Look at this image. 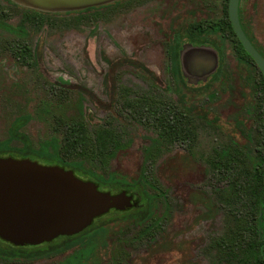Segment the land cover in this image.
Segmentation results:
<instances>
[{"label":"rangeland","instance_id":"obj_1","mask_svg":"<svg viewBox=\"0 0 264 264\" xmlns=\"http://www.w3.org/2000/svg\"><path fill=\"white\" fill-rule=\"evenodd\" d=\"M188 3H104L95 6H106L99 12L79 13L94 6L48 12L0 0V20L23 29L19 34L0 26V142L8 139L10 121L28 113L32 118L21 129L33 150L51 144V138L63 143L66 124L59 126L55 115L62 111L72 116L78 94L73 87L65 90L54 83L60 75L96 97L84 94L89 139L95 129L104 127L115 140L106 156L98 154L91 141L70 152L60 150L64 167L77 163L87 176L101 179L112 172L129 182L139 179V172L145 176L140 192L115 184L99 187L111 193L124 190L132 195L133 205L109 209L94 218L96 224L121 212L141 213L148 205L151 211L141 224L126 222L116 228L114 243L99 247L92 264H214L211 241L235 220L234 209L224 199L229 182L214 161L230 146L247 145L243 161L256 155L258 146L264 157V90L252 84L258 74L247 68L249 89L241 49L228 29L197 30L199 22L215 26L225 17L226 0H196L190 10ZM244 3L250 34L257 33V18L264 33V0ZM176 39L193 44L186 43L179 51L171 47ZM23 45L33 55L27 63L17 57ZM189 46L209 48L217 59L214 71L197 81L184 77L180 66V52ZM124 56L142 62L150 73L131 63L109 73L111 62ZM113 82L115 100L105 108L102 104L109 103ZM152 102L158 107L155 116L145 109ZM173 114L187 128L175 137L166 130V119ZM7 146L17 148L21 143L10 140ZM0 242L13 245L1 238ZM45 243L49 242L38 245ZM76 247L35 260L0 258V264H62Z\"/></svg>","mask_w":264,"mask_h":264},{"label":"trees","instance_id":"obj_2","mask_svg":"<svg viewBox=\"0 0 264 264\" xmlns=\"http://www.w3.org/2000/svg\"><path fill=\"white\" fill-rule=\"evenodd\" d=\"M10 1V0H7ZM96 11V7L81 10L82 12ZM78 12V11H77ZM0 26L7 28L13 32L21 33L23 29L21 26H12L0 20ZM228 30L237 38L228 23ZM23 63H27L29 59L33 58L30 48L23 45L20 53L17 56ZM123 63H131L142 69V72L149 74L150 70L141 62L130 57H121L111 62L109 73L113 69ZM178 69V64L176 65ZM111 79L113 77L111 76ZM264 80V79H263ZM54 83L62 89L75 88L77 91V98L75 100V113L70 116L59 111L55 115L56 123L59 126L66 124L64 134L62 137V144L58 145L56 139L51 138V144H44L37 150H33L30 138L21 129L32 116L28 113H20L16 115L8 126V139L0 142V155L13 156L16 158H31L32 160L48 161V164H56L64 167L60 161V150L72 151L88 145L91 141L95 150L101 156H106L113 144L115 143L114 134L108 128H97L91 135L86 134V127L83 119V100L84 94L89 98L96 99L94 93L81 84H70L67 79L58 75ZM115 86L114 82L111 84L109 93V103L102 104L105 108H110L115 100ZM64 93V92H60ZM147 109L151 115H156L158 110L155 102H152ZM55 114V113H54ZM53 114V115H54ZM174 115V114H173ZM172 115V118L166 119V130L172 133L173 137L177 136L180 131L185 128L177 122V115ZM181 126V127H180ZM67 130V131H66ZM10 140H17L21 143L20 147H8ZM263 145V139H261ZM51 147V148H50ZM258 153L250 158L249 161H243V156H247V145L225 148L221 150L214 161L218 168L223 169L222 179L229 182L228 188L225 190V202L232 210L234 209V224L228 228L224 233L216 236L211 241V250L213 251L212 263L214 264H264V157L263 147L258 146ZM248 157V156H247ZM77 164V163H73ZM139 179L129 182L123 175L110 173L107 179L98 178L99 187L102 188L109 184L111 186L120 185L126 189H136L142 191L143 185L146 181L142 172H139ZM96 182V178L91 177ZM238 208L239 210H235ZM149 205L141 209V213H127L121 212L113 217H109L104 221L96 224V219L78 234L71 236H60L56 240H52L44 245L36 246H14L0 242V258L6 260H35L44 257H50L61 251L78 246L71 252L62 262V264H92L97 256L96 250L99 247L104 248L106 245L114 243V233L116 228H120L126 222L142 223L150 214ZM236 211V212H235ZM60 240L61 242H57ZM114 240V241H113Z\"/></svg>","mask_w":264,"mask_h":264},{"label":"water","instance_id":"obj_3","mask_svg":"<svg viewBox=\"0 0 264 264\" xmlns=\"http://www.w3.org/2000/svg\"><path fill=\"white\" fill-rule=\"evenodd\" d=\"M39 11H65L97 6L115 0H11ZM238 0H228L231 28L264 76V58L239 24ZM180 52L184 77L197 81L214 71L216 55L202 46ZM214 60V61H213ZM203 70V71H202ZM206 77H203L206 78ZM132 195L98 189L70 169L42 164L30 158L0 155V238L14 246L38 245L59 236H71L92 224L109 209L130 207Z\"/></svg>","mask_w":264,"mask_h":264},{"label":"flooded vegetation","instance_id":"obj_4","mask_svg":"<svg viewBox=\"0 0 264 264\" xmlns=\"http://www.w3.org/2000/svg\"><path fill=\"white\" fill-rule=\"evenodd\" d=\"M142 1H144V0H117V1H114L113 3H109L106 6L117 5V4H121V3H126L127 6L128 5L135 6V5L139 4V3H142ZM181 2H184V0H178V4H180ZM188 2L189 3L187 4V7L189 8V10L192 7H194V8L196 7L195 6L196 0H188ZM106 6H104V7H106ZM104 7L103 6L96 7V12L101 11ZM237 12H238V19H239V24L241 26V29L243 30L244 34L246 35V37L248 38L250 43L253 45V47L264 58V33H262V31H261V27L258 26L259 25V18H257V22H256L258 30H257L256 35L253 37L250 34V32L248 31L247 25H246V22H245V17H244L245 3H244V0H238ZM200 23L201 22H199L197 30H204L205 31V30L210 29V28H215L217 31L223 33L224 30L228 29L227 28L228 27V23L230 24V21H229V18H228V0H226L225 17L221 21H219L215 26H214L213 23H205V24L202 23L203 25L200 24ZM230 26H231V24H230ZM237 42H238L239 47H240L241 52H242L241 62L243 63L244 79L246 80V82H249V80L251 79L250 78L251 76L247 72V68L248 69L253 68V72H256L258 74V80H256V82L254 81L252 84H254L256 87L258 85V87H259V88L257 87L258 90L259 89L261 90L262 88L264 90V80H263L264 76L262 75V72H261L260 68L255 63V61L252 59V57L245 51V49L243 48V46H242L241 42L238 40V38H237ZM186 43L190 44L191 41L181 42L178 39H176L172 43L171 47H177V49L180 51V49H182L183 45L186 44ZM191 44H193V43H191ZM179 51H178V55H179ZM177 59H178V57H177ZM248 87H249V89H252L251 82L248 83ZM64 168L72 170L74 175H76L77 177H79V178H81L83 180H91V181L95 182L94 180L91 179L90 176L86 175V173H88V172L86 170H84V168H82L79 164H73L72 163V164H70L69 167L65 166ZM97 180H98V178L96 177V182L95 183L97 184V187L99 189V184H98Z\"/></svg>","mask_w":264,"mask_h":264}]
</instances>
